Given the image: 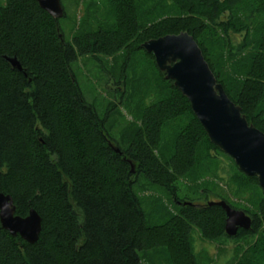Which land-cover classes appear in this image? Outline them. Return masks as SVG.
<instances>
[{
    "label": "trees",
    "instance_id": "obj_1",
    "mask_svg": "<svg viewBox=\"0 0 264 264\" xmlns=\"http://www.w3.org/2000/svg\"><path fill=\"white\" fill-rule=\"evenodd\" d=\"M64 1L54 21L34 0H0V193L11 197L16 216L34 210L41 218L34 244L0 228V264H143L145 253L158 251L167 264H199L193 229L211 241H244L233 264H264V195L256 178L209 142L187 100L141 47L187 33L229 100L264 134V0H69L82 8L78 21ZM63 21L71 23L70 39ZM2 56L16 57L21 71ZM141 57L150 75L142 74ZM82 58L114 81L122 107L142 82L140 127L116 114L113 101L87 99L73 71ZM166 123L174 136L168 145L160 138ZM155 145L171 154L153 155ZM221 162L229 173L219 172ZM203 171L213 172L224 194L249 203L241 210L249 230L227 237L219 207L192 203L209 197ZM140 178L175 206L166 222L150 224L134 191ZM182 180L195 187L191 198L180 197Z\"/></svg>",
    "mask_w": 264,
    "mask_h": 264
},
{
    "label": "water",
    "instance_id": "obj_2",
    "mask_svg": "<svg viewBox=\"0 0 264 264\" xmlns=\"http://www.w3.org/2000/svg\"><path fill=\"white\" fill-rule=\"evenodd\" d=\"M38 7L54 21L63 16L60 0H34ZM142 49L153 56L157 70L187 100L190 110L205 132L209 142L228 156L237 169L247 177L256 178L264 195V134L249 125L240 108L232 103L217 83L202 53L187 33L167 35L146 41ZM11 68L21 71L16 57L2 56ZM114 153L120 154L115 146ZM130 173L134 166L128 161ZM219 207L224 215V232L235 237L238 230L247 231L251 219L243 211L225 201L209 202ZM0 228L12 237L34 244L41 231V218L30 210L24 218L15 215L12 199L0 193Z\"/></svg>",
    "mask_w": 264,
    "mask_h": 264
},
{
    "label": "rangeland",
    "instance_id": "obj_3",
    "mask_svg": "<svg viewBox=\"0 0 264 264\" xmlns=\"http://www.w3.org/2000/svg\"><path fill=\"white\" fill-rule=\"evenodd\" d=\"M65 7L67 10V14L69 17H74L76 21L82 16V8L79 7L78 3V8L75 7L74 4L70 3L69 0H65ZM71 24L69 21H63L62 22V27L65 30L66 37L68 39L71 38L73 34V30L70 28ZM140 65L139 68L142 70V74L150 75L152 71L151 63L148 59H145L144 57H141L140 60ZM108 62V67H110L111 62L109 59L107 60ZM73 71L76 73L79 81V85L81 87L82 92L87 96V99L91 102L92 100H97L101 101L102 105L104 103H107L109 101H113L116 105H118V113L116 114H121L123 117V120L126 123H135L138 127H140V123L138 122L139 117H140V109L138 107L139 103L137 100L140 98L137 97V94H144L145 89L142 85V82L140 81L139 84L137 83L135 85V89L137 92H135L134 99L130 100L127 105H124V107L119 105V95L115 93L113 96V91L116 89L114 87V81L112 79H107L103 78L101 75H99L98 71L99 69L97 66L92 63L90 60L87 58H82L79 59L76 64L73 65ZM108 91L112 94L113 99L109 97ZM121 91V87L120 90ZM137 97V98H136ZM137 99V100H135ZM138 104V105H137ZM139 111V112H138ZM119 117V115H118ZM121 117V118H122ZM165 129L162 128L161 132V140L166 144H170L171 141L173 140L174 136L172 137L171 130L168 129V124L166 123L164 125ZM150 133H147L145 136V139L149 142L150 140ZM115 137V134L113 135ZM153 136V135H152ZM172 137V138H171ZM170 139V140H169ZM158 146L153 147L152 154L153 155H162L163 157L169 156L171 153L162 152L159 149ZM171 151V150H170ZM172 152V151H171ZM210 152H208L209 155ZM211 158L213 157V154L211 153ZM210 157V156H209ZM204 166L203 168L208 170L210 168L211 164V159L210 158H205ZM224 161V160H223ZM226 162H221L218 165V170L221 172L222 167L226 169V171L229 173L230 169L225 166ZM134 172H135V167H134ZM203 174V177L199 179L200 182L204 183L207 182L208 185L201 184V187L209 188L211 190L209 193V197L205 202L202 201H193L192 203L196 206L204 207L206 204L209 202H219L223 201L220 200V196L224 193H227V190L224 185L220 184L217 180L214 179V177L211 176L213 172L211 171V174H207L206 171L201 172ZM135 176L131 178V180L135 179ZM206 177V178H205ZM146 182L144 179L140 178L138 181V184L135 185L134 191L138 195V197L141 199L143 202L144 209L146 213L148 214V220L150 224L154 225H160L163 222H166L169 215L175 214V206L172 204V202L169 200V198L158 188L155 187H149L145 186ZM211 185V186H209ZM180 186V197H189L191 198L192 196L188 192V188L191 190H195V187L192 186V184H189V181L187 180H182L179 183ZM224 192V193H223ZM202 194V192H201ZM226 198V203L229 204L231 207L237 209V210H242L244 206H248L249 203L245 202L241 199H236L231 197L230 194H224ZM194 198V197H193ZM187 203L188 200H186ZM248 204V205H247ZM237 206V207H236ZM170 213V214H169ZM248 216V215H247ZM194 233L191 235L192 237V245L194 249L195 255L198 257L199 264H233L234 259H237L238 254L236 253L235 248L237 245H240L241 249H245L246 245H244V241H240L238 244L233 243L231 240H227L226 242H216V241H211L205 238H202L200 235L199 231L194 230ZM162 251V250H161ZM142 263L143 264H167V262L164 260V252H149L145 253L142 257Z\"/></svg>",
    "mask_w": 264,
    "mask_h": 264
}]
</instances>
